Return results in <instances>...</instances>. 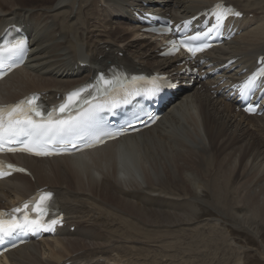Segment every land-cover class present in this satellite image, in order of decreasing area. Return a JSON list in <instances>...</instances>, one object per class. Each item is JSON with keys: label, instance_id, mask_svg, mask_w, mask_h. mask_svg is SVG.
Wrapping results in <instances>:
<instances>
[{"label": "bare ground", "instance_id": "obj_1", "mask_svg": "<svg viewBox=\"0 0 264 264\" xmlns=\"http://www.w3.org/2000/svg\"><path fill=\"white\" fill-rule=\"evenodd\" d=\"M215 1L0 0V31L27 32L32 49L28 62L0 81V102L32 91L55 100L110 64L177 81L171 108L148 128L71 156H15L31 175L0 180V207L46 187L65 224L54 236L7 252L0 264H104L99 258L126 239L151 246L140 248L150 253L156 239L187 231L201 203L241 225L264 224V114L246 116L225 94L226 84L264 55V20L255 25L264 0H223L243 12L235 21L241 32L206 53L203 64L190 65L197 73L177 55L159 56V40L133 24L147 10L179 20ZM230 58V68L209 74ZM201 72L210 78L199 81Z\"/></svg>", "mask_w": 264, "mask_h": 264}, {"label": "rangeland", "instance_id": "obj_2", "mask_svg": "<svg viewBox=\"0 0 264 264\" xmlns=\"http://www.w3.org/2000/svg\"><path fill=\"white\" fill-rule=\"evenodd\" d=\"M263 16L257 17L255 25L263 22ZM116 23L117 20H114L111 25L115 26ZM123 27L127 28V25ZM140 36H132L131 39H139ZM193 204L195 208L198 206L196 201ZM201 204L198 207L201 213L187 226V231L156 239L158 242L153 244L156 251L147 253L140 248L151 246L126 239L121 246L99 260L104 264H264L263 223L241 225L235 220L220 217L210 206ZM72 227L70 231H73ZM144 258L149 261L144 262Z\"/></svg>", "mask_w": 264, "mask_h": 264}, {"label": "snow or ice", "instance_id": "obj_3", "mask_svg": "<svg viewBox=\"0 0 264 264\" xmlns=\"http://www.w3.org/2000/svg\"><path fill=\"white\" fill-rule=\"evenodd\" d=\"M216 10L213 12V15L216 19V24L213 25V28H219L222 21L226 16L230 14L239 15L238 12H233L231 8H227L223 5H216ZM213 29H209L211 32ZM200 36L197 35L191 39H199ZM22 43L12 45L11 48L3 49L2 51H13L22 47ZM181 44L195 55L197 51H203V48H192L188 45L181 42ZM3 66V61L0 59V67ZM103 79V77H101ZM136 78L133 77V80ZM105 85L111 86L110 81H104ZM254 84V77L250 78L247 82V85ZM85 89H80L79 91L73 92L69 95V102H73V98L79 96L81 91ZM107 89H105L106 91ZM97 91H100L98 88ZM36 97L26 99L19 102L18 104L11 106L10 108L0 107V150H4L5 145L10 144H19L21 145L19 149L8 148V151H24L37 156L41 155H51L52 153L47 150L49 144H57L64 141L65 137L73 133L86 132L90 127L91 123L96 118V112L99 108H93L85 113H81L76 117H69L68 119H52L49 117L47 120L37 121L32 118L30 113L35 112L36 116H40L41 113L35 105ZM69 110L68 104H62L59 107L61 113ZM247 111H254L253 108H248ZM7 116V119L4 116ZM23 117V118H21ZM91 146V145H87ZM7 167L12 168V165ZM23 171V169H18ZM51 199V193H45L40 195L39 202L41 205H46L47 202ZM24 208H29V204L25 203ZM14 211L19 212L20 209H15ZM45 208L42 206L40 208V215H45ZM5 214L0 213V240L4 237L11 236L17 230H27L31 229L33 231L38 230L42 227V223L39 219H29L27 214L24 215L23 220L12 216L9 219H3ZM57 221L53 220L52 223L55 224Z\"/></svg>", "mask_w": 264, "mask_h": 264}]
</instances>
